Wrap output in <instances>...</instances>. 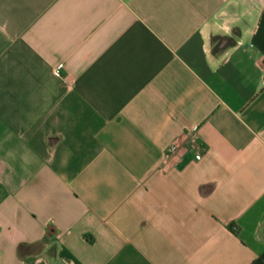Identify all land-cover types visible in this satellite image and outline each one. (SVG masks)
<instances>
[{
  "label": "crops",
  "instance_id": "crops-1",
  "mask_svg": "<svg viewBox=\"0 0 264 264\" xmlns=\"http://www.w3.org/2000/svg\"><path fill=\"white\" fill-rule=\"evenodd\" d=\"M0 264H264V0H0Z\"/></svg>",
  "mask_w": 264,
  "mask_h": 264
},
{
  "label": "built area",
  "instance_id": "built-area-1",
  "mask_svg": "<svg viewBox=\"0 0 264 264\" xmlns=\"http://www.w3.org/2000/svg\"><path fill=\"white\" fill-rule=\"evenodd\" d=\"M54 72H55V74L57 76H59L62 79H64V76L61 73V66L55 67L54 68ZM177 149H178V146L176 144H173L170 147H168L167 152H166L167 156H170V155L174 154L177 151ZM195 157H197V158L200 157V154L197 151H195Z\"/></svg>",
  "mask_w": 264,
  "mask_h": 264
},
{
  "label": "trees",
  "instance_id": "trees-1",
  "mask_svg": "<svg viewBox=\"0 0 264 264\" xmlns=\"http://www.w3.org/2000/svg\"><path fill=\"white\" fill-rule=\"evenodd\" d=\"M28 249H29L28 246H26V245H20V246H19V253H20L21 255H23Z\"/></svg>",
  "mask_w": 264,
  "mask_h": 264
}]
</instances>
